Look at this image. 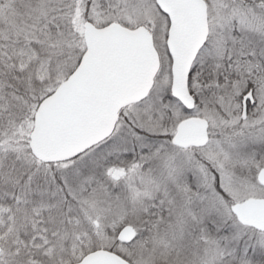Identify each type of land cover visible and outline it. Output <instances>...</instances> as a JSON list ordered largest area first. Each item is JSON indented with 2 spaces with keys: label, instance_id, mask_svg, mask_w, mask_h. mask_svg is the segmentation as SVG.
Returning <instances> with one entry per match:
<instances>
[{
  "label": "snow or ice",
  "instance_id": "1",
  "mask_svg": "<svg viewBox=\"0 0 264 264\" xmlns=\"http://www.w3.org/2000/svg\"><path fill=\"white\" fill-rule=\"evenodd\" d=\"M0 264H264V0H0Z\"/></svg>",
  "mask_w": 264,
  "mask_h": 264
}]
</instances>
